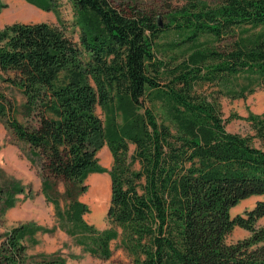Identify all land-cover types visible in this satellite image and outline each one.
Listing matches in <instances>:
<instances>
[{"label": "trees", "instance_id": "1", "mask_svg": "<svg viewBox=\"0 0 264 264\" xmlns=\"http://www.w3.org/2000/svg\"><path fill=\"white\" fill-rule=\"evenodd\" d=\"M69 1L76 41L44 22L0 30V120L29 147L54 216L99 258L110 257V242L120 236L136 264H264V226L255 227L264 217V113L248 117L253 136L230 133L218 102L223 91L202 90L238 76L264 86V0H184L166 9L163 25L157 13L134 6ZM170 32L180 45L208 36L216 47L178 63L164 59L156 40ZM7 87L23 96V122ZM104 145L112 159L110 229L98 232L84 220L88 207L79 198L86 177L103 172L97 154ZM252 196L263 200L231 217ZM235 227L250 235L227 244ZM32 232L22 225L0 237V264H60L27 256L23 240Z\"/></svg>", "mask_w": 264, "mask_h": 264}, {"label": "rangeland", "instance_id": "2", "mask_svg": "<svg viewBox=\"0 0 264 264\" xmlns=\"http://www.w3.org/2000/svg\"><path fill=\"white\" fill-rule=\"evenodd\" d=\"M49 8H41L27 0H0V30L13 23H47L62 28L66 34L76 41L78 28L74 26V13L69 0H51ZM118 7L134 6L137 9L157 13L160 25L167 22L164 18L166 9L171 5L180 6L184 0H109ZM215 4L219 0H204ZM20 10V11H19ZM22 12V13H21ZM24 12V13H23ZM261 27L251 32L258 33ZM181 37L170 32L161 35L156 40L157 53L164 59H176L177 63L197 49L214 48L216 44L208 36H200L197 44H181ZM247 87L242 97H234L231 93H238L241 88ZM206 94L217 96L216 91H223L218 97L222 118L228 132L242 136H253L254 130L248 117L264 113V86L251 81L246 76L234 77L226 85H217L202 89ZM229 91V92H227ZM231 92V93H230ZM7 96L14 102L15 117L23 122L20 108L23 96L16 88L7 87ZM155 113L160 120L168 123L163 110L158 104H153ZM101 120L104 113L99 107L95 110ZM256 146L261 143L253 139ZM134 147L130 145V153ZM98 167L103 172L90 173L84 183L87 190L80 196V201L88 207L84 220L96 231L103 232L110 229L106 212L110 197V180L108 170L112 159L106 145L97 154ZM35 159L30 149L22 141L15 138L11 130L0 120V237L15 227L26 226L32 233L23 240L26 254L34 261L54 259L60 264H136L133 258L120 245L118 236L110 242L111 255L109 258H99L91 255L85 248L76 242V235H69L74 231L71 225L60 222L54 216L53 206L47 203L41 194V180ZM99 185V189L97 186ZM60 191L63 185H59ZM109 190V191H108ZM109 192V193H108ZM103 201L97 203V195ZM260 196H252L240 202L231 209L230 215H244L251 210L256 202L262 201ZM13 203L7 207V203ZM95 202V203H94ZM63 207V203H61ZM98 206V207H97ZM264 226V217L257 220L256 228ZM120 233V230L117 229ZM76 234V233H75ZM248 231L235 227L226 237L227 244L236 243L248 237Z\"/></svg>", "mask_w": 264, "mask_h": 264}, {"label": "bare ground", "instance_id": "3", "mask_svg": "<svg viewBox=\"0 0 264 264\" xmlns=\"http://www.w3.org/2000/svg\"><path fill=\"white\" fill-rule=\"evenodd\" d=\"M20 11V10H19ZM22 13V12H21ZM24 13V12H23ZM97 188L99 189V185L97 186ZM109 191V190H108ZM109 193V192H108ZM95 201H97V203L98 202H100V201H103L102 200V197L100 196V194L99 195H97V197L95 198ZM95 203V202H94ZM98 207V206H97Z\"/></svg>", "mask_w": 264, "mask_h": 264}]
</instances>
